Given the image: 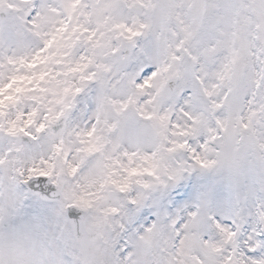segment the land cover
Here are the masks:
<instances>
[{"label":"snow or ice","instance_id":"snow-or-ice-1","mask_svg":"<svg viewBox=\"0 0 264 264\" xmlns=\"http://www.w3.org/2000/svg\"><path fill=\"white\" fill-rule=\"evenodd\" d=\"M0 264H264V0H0Z\"/></svg>","mask_w":264,"mask_h":264}]
</instances>
